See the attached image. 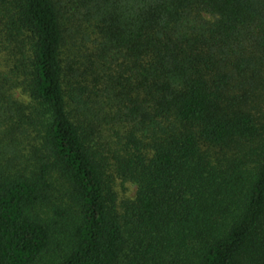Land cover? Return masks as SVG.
Wrapping results in <instances>:
<instances>
[{
	"label": "trees",
	"instance_id": "1",
	"mask_svg": "<svg viewBox=\"0 0 264 264\" xmlns=\"http://www.w3.org/2000/svg\"><path fill=\"white\" fill-rule=\"evenodd\" d=\"M261 99L264 0H0V264H264Z\"/></svg>",
	"mask_w": 264,
	"mask_h": 264
},
{
	"label": "rangeland",
	"instance_id": "2",
	"mask_svg": "<svg viewBox=\"0 0 264 264\" xmlns=\"http://www.w3.org/2000/svg\"><path fill=\"white\" fill-rule=\"evenodd\" d=\"M257 105L260 115L264 116V99H261ZM114 183L119 203H128L135 199L137 187L134 183L125 181L116 175ZM57 188L58 193H56L54 203L65 212L66 216L64 219L56 217L52 207L49 209L42 208L39 211L42 218L52 223L54 234L50 249L38 264H58L68 254L72 246V233L77 222L76 211L78 206L70 199L65 185L60 184Z\"/></svg>",
	"mask_w": 264,
	"mask_h": 264
}]
</instances>
